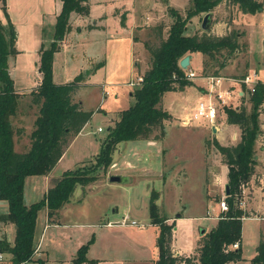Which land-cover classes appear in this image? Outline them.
I'll return each instance as SVG.
<instances>
[{"label":"rangeland","instance_id":"374dc122","mask_svg":"<svg viewBox=\"0 0 264 264\" xmlns=\"http://www.w3.org/2000/svg\"><path fill=\"white\" fill-rule=\"evenodd\" d=\"M13 8H9L7 11L11 23L14 24L16 30V49L18 52L13 59V77L15 79V85L17 88L30 87L37 84L39 80V74L36 67V57L33 54L34 50L40 48L42 43L45 47H49L52 43L56 16L60 12L54 13V0H40L44 7V11L48 13H42L38 7V2L35 0H15ZM132 0H122L126 4H131ZM172 1V2H171ZM136 13L138 15L137 25L132 29V37L135 40L140 41L137 43H131V37L129 31L121 29L119 24L115 27L110 25L105 31L91 32L85 43L76 44L72 49H68L66 46L59 44L58 48L54 51V59L52 64V78L55 82L72 81L75 77L81 75L82 80L79 82L78 87L74 90L73 99L78 101L84 110H94L91 119L87 122L85 129L74 141L71 148L68 149L65 158L57 165L53 170V175L57 178L60 177L64 170L79 168L90 169L95 162L94 155L99 151V147L96 149V145H100V141L106 136L108 127L112 125L117 114L128 105H130L134 99L130 95V91L133 92L134 88L139 85L138 77H142L146 69L150 67L152 54L150 49L158 47L160 42L166 38L168 28L173 19L170 15V8H176L183 16L188 8L191 6L190 0H135ZM264 2V0H263ZM1 8V6H0ZM2 9V8H1ZM96 7L93 6L92 10ZM2 22H6L5 14L2 10ZM206 13L202 12L193 15L187 22L185 30L186 34H214L223 35L227 34L231 29L237 30L239 33V48L234 51L235 53L228 58L224 67L219 68L218 62L223 60L221 57L219 61L214 58H209L207 55L200 52L190 53L189 65L184 68L186 72L190 70L195 71L194 78H190L194 83L204 82L207 86L206 77L211 75H221L223 77H239L245 75L250 70H257L258 72H264V6L261 12L254 14L242 13L238 6L232 3L230 0H223L213 9L210 10V20L207 22V27H202L203 16ZM111 24V23H110ZM161 26V31H157L155 26ZM120 28V29H119ZM155 28V29H154ZM63 38V37H62ZM133 52H136V64ZM135 54V55H136ZM36 67V68H35ZM219 70L216 74L214 69ZM203 79V81H202ZM196 81V82H195ZM130 82H133L131 84ZM105 84V86L103 85ZM229 83H226V86ZM187 90L193 93L187 95L186 99L180 98V95L174 94L168 91L164 94V103L172 104H184L187 106L186 113H192L190 108L194 103V90L189 87ZM202 86V85H201ZM25 87V88H26ZM204 87V86H202ZM231 88H236L230 86ZM199 88V84L197 85ZM36 89V88H33ZM28 89L24 90L25 94L20 97L17 105V113L11 117L13 126H17L19 122V112L21 110H27L33 112V108L38 109V105H35L32 101V94ZM109 90V91H108ZM245 90V88H244ZM196 93V92H195ZM106 96V97H104ZM81 101V102H80ZM175 101V102H174ZM235 106L245 107L246 110H250L251 103L249 100V94H246L239 100H235ZM162 104V102H161ZM264 111V106L262 107ZM29 113V112H28ZM190 115V114H188ZM110 117V118H109ZM110 119V122H109ZM259 121L261 126V132L257 137L255 144V152L257 149L262 150V154L259 152L261 159L258 160L259 168L264 172V113L259 114ZM182 122V119H181ZM194 121L189 122L190 125ZM206 126L208 134L205 136L211 141L212 135L210 129ZM98 127H102L103 130L98 131ZM227 127V126H224ZM236 127V126H235ZM31 128L32 125H31ZM30 128V130H31ZM238 128V127H237ZM263 128V129H262ZM187 132L180 130L169 131L167 136L168 144L173 147L174 150H181L185 153L194 152L196 145H199L200 135L192 134L188 129H184ZM20 133V132H17ZM238 136L240 137V129L238 128ZM229 134L226 136L225 142L233 143L237 141L229 139ZM14 134V144L16 140L15 150L24 151L29 148L30 140L17 138ZM16 138V139H15ZM19 142V144H17ZM131 140L122 141L120 144L131 145ZM24 143V147H22ZM131 143V144H130ZM21 145V146H20ZM258 145V148H257ZM257 148V149H256ZM124 149H126L124 147ZM114 153L116 156L113 162L109 165L106 171L94 170L97 174V179L88 183L87 185L77 184L75 190L71 194L70 201L62 206L63 211L59 215L61 221L68 223H85L84 226L77 228L68 227L67 230L61 229V227L49 226L43 229V225L46 220V213L44 208L38 211L36 219V231L37 236L40 238L42 248H44V257L48 258L46 264H71L70 257L73 254V246L77 239H81L82 243L87 242V239L94 235V238L98 236L93 253L101 250L107 251V256L112 255L114 260H120L125 264H155V255L158 249L155 245V241L152 239L142 240V242H133L134 232L138 228H143L147 232V236L152 237L157 230L149 222L150 211H148L149 199L151 191L156 190L159 194L156 200L160 206L163 202V208L169 214H176L180 210H184L189 214H197L201 212L202 201L199 200L197 193H189L184 188L181 193L180 203L178 201L179 192L173 182H168L163 186V182L160 179H149L139 177L145 172L142 170L144 167L152 166L158 163V159L152 158L150 150L144 151L142 155L132 154L127 155L131 162L138 167L136 171L126 170L127 167L121 165V159H118L120 153H122V146L118 145ZM141 154V152H140ZM81 157L83 161L78 162L77 157ZM88 157V159H87ZM90 157V158H89ZM115 159V160H114ZM114 161H118L117 164ZM78 163V164H77ZM213 163V162H212ZM126 164V163H124ZM190 170L191 179H200L197 171V167L194 165ZM217 169L216 171H218ZM197 171V172H196ZM113 173H123L129 177V181L124 184L111 183L108 181V176ZM165 171H163V174ZM186 169H180L177 173L178 178H184L189 175ZM210 174V173H209ZM137 175V176H136ZM209 177V175H208ZM213 174H210V182ZM218 179L219 191L211 192V197L208 205L212 213H215L214 207L215 200L218 201L225 196L223 182ZM258 183L259 181L256 180ZM247 182V181H246ZM246 183H244L245 186ZM262 185V184H260ZM264 185V184H263ZM30 182L26 183L25 201L27 203L39 200L42 196L40 191L32 192ZM38 188V187H37ZM36 188V189H37ZM258 208L264 211V187L258 186L256 189ZM223 195V196H222ZM218 196H222L220 199ZM247 196V197H246ZM217 197V198H215ZM242 198V199H241ZM240 201L244 198L248 199V195L242 192ZM207 204V203H206ZM246 205V203H245ZM242 207V204L240 203ZM117 207L118 211H114ZM244 207V205H243ZM242 207V208H243ZM247 207V206H246ZM7 209V201H0V213ZM248 212V210L246 209ZM224 212V211H223ZM128 215L129 219H135L137 224H127L120 227L116 224L113 225V229L105 228L97 223L122 218V215ZM251 216L255 215V212L250 213ZM259 218H247L242 222V243H243V256L251 258L258 245V239L260 232L264 233V214H260ZM212 221L208 218L198 216L197 218L185 220L180 222L184 227L182 234L178 235V241L184 245V248L188 249V243L193 240L194 231H198L199 226H209ZM2 221L0 220V237L4 235V228ZM89 223V225H88ZM95 224V225H94ZM88 225V226H86ZM73 226V225H72ZM69 229V230H68ZM81 229V230H79ZM115 229V230H114ZM147 230V231H146ZM191 230L193 232H191ZM65 231V233L61 232ZM5 232H7L8 239L13 240L15 231L14 225L10 223L6 225ZM79 237V238H78ZM109 244V249L106 245ZM143 245V246H140ZM142 247V248H141ZM48 250V253L46 251ZM52 257H58L57 259H51ZM125 257V260L122 258ZM194 262V261H193ZM12 264V263H11ZM179 264H185L180 262ZM195 264H197L195 262Z\"/></svg>","mask_w":264,"mask_h":264},{"label":"trees","instance_id":"16d2710c","mask_svg":"<svg viewBox=\"0 0 264 264\" xmlns=\"http://www.w3.org/2000/svg\"><path fill=\"white\" fill-rule=\"evenodd\" d=\"M190 1L192 4L184 16L176 8H170L173 21L168 28L167 37L158 47L150 49L151 64L132 92L134 101L121 110L114 123L108 127L91 168L63 171L54 185L44 192L43 197L27 204L23 196L24 178L27 175L49 172L57 164L70 139L84 127L94 112L91 109L84 110L73 99L74 90L82 80L81 75L68 82H54L52 78L53 54L70 28L71 11L86 15L90 5L88 0H61L62 8L56 16L54 40L49 47L42 43L39 48L38 70L41 79L36 89L30 91L32 101L38 105L39 110L29 133L30 146L26 151L18 152L14 144L16 127L13 126L11 117L16 115L23 93L15 90L14 79L8 69L9 56L18 52L15 46L16 32L9 19L5 0H0L6 17L5 23L0 20V200L8 202V209L0 214V220L4 223L12 222L15 231L13 242L5 235L0 238V251L10 252L13 264H43V260L33 258L36 251L34 229L41 207H47L49 218L54 216L58 208L69 201L77 184L87 185L95 181L98 177L94 170H107L113 162V152L122 141L161 138L165 132L163 121L170 116L161 104L164 92L183 89L193 83L179 65L183 56L200 52L217 61L222 57L223 60L218 62V67L222 68L239 48L240 35L234 29L223 35L186 34L187 22L193 15L208 13L223 0ZM230 1L244 14L261 12L264 6L263 0ZM120 20L123 25L125 20ZM155 27L157 31H161V26ZM213 72L218 74L219 70L216 68ZM249 100L252 104L250 110L240 106L225 107L226 121L240 127V140L231 145H224L217 139L212 142L228 167L227 184L230 193L225 196L228 210L220 214L213 228L200 236L194 254L186 256L173 253L170 241L175 223L167 222L168 216L157 204L160 193L151 191L148 204L150 222L159 228L156 238L159 253L155 264H233L243 259L242 218L249 217L250 213L240 206L241 185L249 180L256 162L255 144L262 131L259 114L264 101L263 84H256ZM93 241L94 235L78 246L72 264L97 263V259L87 258L89 245ZM234 242L238 246L232 248ZM248 264H264V236L258 241L256 253Z\"/></svg>","mask_w":264,"mask_h":264},{"label":"crops","instance_id":"0c3cea01","mask_svg":"<svg viewBox=\"0 0 264 264\" xmlns=\"http://www.w3.org/2000/svg\"><path fill=\"white\" fill-rule=\"evenodd\" d=\"M15 2H16L15 0H5V4L7 5V11H9V8H11V7L13 8L12 5H14ZM36 2H38L39 9L44 11V7L41 4V1L35 0V3ZM131 2H132L131 4H126V3L122 2V0H88V3L90 5V9H89L88 14L83 15V14L77 13L75 11H71V14L69 16L70 28L64 34V36H63L62 40H60L59 44L66 46L68 49H70V48L72 49L73 47H75L76 44L85 43L88 40V39H85V37L87 38V36L91 32L105 31L106 28L110 27V25H112L113 27L116 28V26L118 24H119V27H121V29H123V30L126 29V31H129L128 34L131 37V43L134 44V43L140 42V41L135 40L134 37H132V29L134 26L137 25V21L139 18H138V15L136 13V2H135V0H132ZM11 3H13V4L11 5ZM54 4H55L54 13L57 14V12H59L62 8L61 0H54ZM93 6L96 7L95 10H92ZM14 7H15V5H14ZM1 12H2V9L0 8V20L3 21L2 16H1L2 15ZM48 12L49 11H44L42 13L45 14ZM121 18L123 20H125L123 25H122L121 20H120ZM15 32H16V30H15ZM16 38H17V36L15 37V40H16ZM15 45H16V43H15ZM33 54L36 57L35 63H36V67L38 70V62H39V58H40L39 57V49L34 50ZM133 54L135 57V64H136V57L138 54H136V52H133ZM15 55L9 56V61H8V69H9V73H10V75H12V77L14 76L13 75L12 62H13V59L15 58ZM38 74H39V80H38L37 84L34 86H30V87L24 86V87L17 88L15 85V79L13 77L15 90L19 93L21 92V93L25 94V92H23L24 90L36 88L38 86V83L40 82V79H41V74H40L39 70H38ZM202 81H203V79H202ZM63 82H66V81H63ZM198 84H199V88H197ZM103 85L105 86V84H103ZM201 85L204 87H202ZM189 87L193 90L195 89L194 91L196 92V93L194 92V94H195L194 95V98H195L194 103L192 104V107L190 108V110H192V108L195 105V102L200 97V95L202 94V92L205 90L206 87H205L204 82H201V83L196 82L194 84L192 83V85H190ZM187 89H188V87H185V89H177V90H169V91H171L174 94L178 93L180 95V98L186 99L188 97L187 95H191L193 93V91H192V93H190L189 92L190 90H187ZM166 92H168V91H166ZM166 92H164V94ZM164 94H163L162 100H161L162 106L170 114L169 118H166L163 121L164 129H165L164 134L159 139H153L152 137H150V138L131 140L132 141L131 142L132 144L130 143L131 145L119 144L122 146V153H120V156H118V159H121V165L123 167H127L129 164L131 165V166H129V168L127 167L126 170L131 171L132 169H135L136 171H138L137 169L140 167H138L136 164L133 165V163L131 162L132 160H129L127 155L128 154L132 155V154L138 153L140 156L144 153V151L150 150L152 155H153L152 158L158 159V163L155 164L154 167L149 166L147 168L146 167L142 168V170L145 173L144 174L142 173L141 175L138 174V176L140 178L141 177H143L142 179L147 178V177L149 179H158L159 178L160 181L163 182V186L167 185L169 181L173 182L175 184L176 188L178 189V192H179V197H178L179 203H180V200L182 198L180 190L182 191L183 188L191 194L192 193L198 194L199 200L202 201L203 205L201 208L202 209L201 212H199L197 214L191 215L189 213H186L182 209L180 210V212H177L176 214H174V213L169 214V213H167V211L164 210L163 202L160 205L162 210H163V213L166 216H168L167 222L171 223L172 221H174V223H175V225L173 226L174 228L172 230V236H171V241H170V245H171V249H172L173 253L175 255H186L187 256V255L194 254L195 249L198 245L197 242H198V239L200 238V236L205 231H209L211 228H213L215 226L220 214L223 212L219 207L218 199L215 200V205H214V207L216 209L215 213H212V211H211V209H209V205H208L211 197H213V193L211 192V190H213V192H214V190L219 191V192L221 191L219 186H218L220 184H216V183H218L216 181H218V179H221L220 181L225 180V182H223V184H222L223 187L225 186V184L228 181L227 164L224 162L223 156H221V154L218 152V150L215 148V146L212 144V142L214 139H217L220 143H222L224 145L236 144L240 140V139L239 140L237 139V136H238L237 131H238V128L240 129V127L235 123L227 122L226 121V114L223 118L218 119L217 128L214 126L212 127L208 122L204 121L203 119H197L192 124L185 125L181 122V119L184 118L185 116H188V114H190V113L185 112V110H187V106L182 104V103L179 105L172 104V101L170 102L169 105H166L164 103ZM130 95H132L131 91H130ZM104 97H106V96H104ZM28 109H29V107H28ZM28 109L24 110V111L21 110V112H19V122H18L17 126L20 128L16 129V136H18L17 138L22 136V138H26L27 140H29V133L32 130L31 125L33 124V121H34L39 109H36L34 107L33 108L34 110L32 113ZM109 122H110V119H109ZM86 124L77 134L74 135V137H72L70 139V141L68 142L69 144L66 146V148L63 151V154L57 160V164L49 172H47L45 174H40V175H27L24 178L25 179L24 190H23L24 201H25V197H26L25 194H26V183L27 182H30L29 187L31 188V191L34 189L32 192H36V191L41 192L40 196H42L44 194V192L49 187H52L54 185L57 178L53 175V170L57 167V165L59 163L62 162L61 160H63L65 158V155L67 154L68 149L71 148V146L74 144V141L77 139V137L85 129ZM205 124L210 129V132H211L210 134L212 135L211 141L209 140V138L205 137L208 134V132L206 131V126H204ZM224 126H227V127H224ZM30 128H31V130H30ZM184 129H188V131L192 132V134L199 133V135H200L199 145L195 146L196 150L194 152H188L187 151V153H185L179 149L174 150L173 147H171L167 142L168 141L167 136H169V131L180 130L183 132H187ZM102 130H103V128H102ZM17 132H20V133H17ZM227 134H229V136H228L229 139L231 138V139H234L237 141H235V142L233 141V143L225 142L226 140H228V139H226ZM99 142H100V145L99 144L96 145V149H97V147H99L98 149H100V147H101V141L99 140ZM17 144H19V142H17ZM263 145L264 144H262L261 147H263ZM15 146H17L16 140H15ZM22 147H24V143H23ZM124 147L126 149H124ZM257 148H258V145H257ZM26 150H24V151H26ZM260 151L262 152L261 149H257V151L255 152L256 162L254 164L252 174H251L249 180H247V182H245L246 183L245 186L243 184V191H244V193L245 192L247 193L248 199L244 198V200L242 201V207L244 205L243 208L245 210L247 209L249 213L255 212V215L254 216L250 215L249 217H243L242 222L244 219H247L250 217L259 218L258 216L260 214H264V211L261 210L260 208H258L256 205L257 195H256V190H255L258 186L264 187V185H263L264 184V172L261 171V169L259 168V165H258V160L261 159V157L259 155L262 154ZM18 152H20V151H18ZM140 152H141V154H140ZM259 152L261 154H259ZM93 156H95V155L93 154ZM115 156H116V153L113 152L112 157L114 158ZM80 158H81L80 156L77 157L78 162L83 161ZM87 159H88V157H87ZM262 160L264 162V157L262 158ZM117 162L118 161H114L115 164H117ZM124 163H126V164H124ZM194 165L197 167L198 174H200L199 175L200 179H198V180L191 179V175L189 174L190 173L189 169L192 170V167ZM182 168L186 169L188 171L189 175L185 176L184 178H178L177 173ZM217 169H219V170L216 171ZM68 170H70V169L68 168ZM163 171H165L164 174H163ZM209 173L213 174L211 182H210V174ZM113 174H117V173H113ZM120 174L124 175L123 173H120ZM208 175H209V177H208ZM256 180H258L259 183ZM108 181H109V176H108ZM109 182L117 183V184H124V183H118V182H112V181H109ZM260 184H262V185H260ZM160 196H161V193H160ZM222 196H220V197L218 196V198L220 199ZM215 198H217V197H215ZM0 201L6 203L7 200H0ZM69 201H67V202H69ZM25 203H27V202L25 201ZM66 203H64V204H66ZM245 203H246V205H245ZM27 204H29V203H27ZM64 204L62 205L63 207H64ZM62 206L60 208H58V211L56 212V214L50 218L48 217L47 207L46 206L41 207V208H44V212L46 213V220H45V224L43 225V229L46 226L47 227H49V226L58 227L59 226V227H61V229L66 231L68 227L77 228V227L85 225V223H80V222L68 223L65 221H61L59 215H61V212L63 211ZM7 209H8V202H7ZM7 209L3 210V213H5L7 211ZM115 211H118L117 207L114 208L113 212H115ZM125 215H126V213H125ZM125 215H122V218ZM198 216L208 218L212 222L209 224V226H199L198 231H194L193 237H192L193 240L188 243L189 244L187 247L188 249H186V248H184V245L180 244V242L178 241V235H180V233L182 234V231L184 230V227L181 226V225H183V223L180 226H179V223L184 222L186 219L187 220H190L191 218L195 219ZM122 218H115V219H111V220H109V218H108V220H106L105 222L104 221L99 222L100 221L99 220L98 222H93V223H97L96 225H99L98 227H100V229H101V226L105 227V228L107 227L109 229H113L112 227L114 224H116L120 227H123L124 225L119 224V223H111V225H108L107 223L111 222V221L112 222H118ZM10 223H12V222H6V223L2 222L1 223V224H3L4 235L7 237V239H8V236H7V232H5V227H6V225H9ZM148 223H150L151 225H153L157 229L155 231V233L153 234V236L148 238L149 234L147 236V232H145V230L143 228H138L137 231L134 232L133 235H131V234L129 235V237H131V236L133 237V242L138 243V242H142V240L148 239V241H149V239H152L155 241V245H156V238H157L158 233H159V228L156 224L151 223L150 220ZM88 225H89V223H88ZM88 225H86V226H88ZM79 230H81V229H79ZM34 231H35L34 244H35L36 251L34 253L33 258L35 260H37V259L43 260V264H46L45 262L48 261L47 260L48 258L44 257L45 251H44V248H42L41 236H40V238H38V236H37L36 224H35ZM65 231H61V232L65 233ZM191 232H193V231L191 230ZM262 236H264V233L261 231L258 241L260 240V238ZM14 237H15V235H14ZM97 238H98V236H97ZM97 238L95 237L94 241L89 245V249L87 252V258L88 259H94V258L97 259L96 264H125L120 260L115 261L112 255L107 256V254H106L107 251H105V250H101L99 252L93 253L92 251L94 249V245H95ZM8 240L10 242H13L14 239L13 240L8 239ZM81 244H82V240L77 239L74 246H73V254L69 258L71 264H72V258L74 257L78 246ZM241 245H242V257H243V259H241L240 261H237V262H233V264H248L250 259H251V258H247V257L243 256L242 238H241ZM140 246H143V245L140 244ZM106 247H107V249H109V244H107ZM156 247L158 249V252L155 255V258L157 259L158 253H159V248H158V245H156ZM46 253H48V250L46 251ZM255 253H256V250H255L254 254ZM10 257H11V253L8 252L7 259H6V261H4L3 264H11L12 262L10 261ZM57 258L58 257H52L51 259H57ZM122 259L125 260V257Z\"/></svg>","mask_w":264,"mask_h":264},{"label":"built area","instance_id":"2783aa9c","mask_svg":"<svg viewBox=\"0 0 264 264\" xmlns=\"http://www.w3.org/2000/svg\"><path fill=\"white\" fill-rule=\"evenodd\" d=\"M196 75L195 71L190 70L186 72V77L188 79L194 78ZM207 86L205 90L202 92L200 97L195 102V107L190 113V115L182 118V123L189 124L191 121H195L197 119H203L208 122L212 127L218 126V119L223 118L226 114L225 107L235 106V100H239L244 97L246 94H251L255 88L256 84L261 83L264 85V72H258L257 70H250L246 72L245 75L239 77H223L221 75H211L206 78ZM142 77H138V81L140 82ZM133 84V82H130ZM226 83L227 84L226 86ZM230 86L236 87L231 88ZM245 88V90H244ZM235 104V105H232ZM264 106V101L260 107V113L263 114L264 111L262 107ZM102 127H98V131H101ZM241 191H243V185H241ZM226 196V195H225ZM225 196H223L219 201V207L222 211L228 210L227 202L225 200ZM242 199V198H241ZM242 204V200L240 201ZM111 223H119L123 225L129 224H137L135 219H129V216L125 215L118 222H108V225ZM238 243L234 242L233 247H237ZM8 256V252L0 251V264H3L6 261Z\"/></svg>","mask_w":264,"mask_h":264},{"label":"water","instance_id":"95a60500","mask_svg":"<svg viewBox=\"0 0 264 264\" xmlns=\"http://www.w3.org/2000/svg\"><path fill=\"white\" fill-rule=\"evenodd\" d=\"M210 12L206 13L203 16V21H202V27L206 28L207 27V22L210 20ZM192 57L191 54H186L185 56H183L180 61H179V65L184 69L186 68L189 63H190V58ZM128 176L125 175H121V174H110L109 175V181L112 182H118V183H126L129 179ZM224 191H225V195H229L230 191L228 189V184L226 183L224 186Z\"/></svg>","mask_w":264,"mask_h":264}]
</instances>
